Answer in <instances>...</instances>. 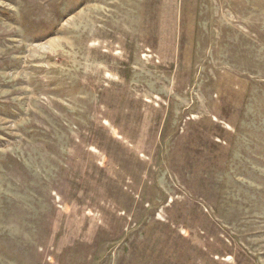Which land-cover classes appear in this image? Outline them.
I'll use <instances>...</instances> for the list:
<instances>
[{
    "label": "rangeland",
    "instance_id": "rangeland-1",
    "mask_svg": "<svg viewBox=\"0 0 264 264\" xmlns=\"http://www.w3.org/2000/svg\"><path fill=\"white\" fill-rule=\"evenodd\" d=\"M0 264H264V0H0Z\"/></svg>",
    "mask_w": 264,
    "mask_h": 264
}]
</instances>
